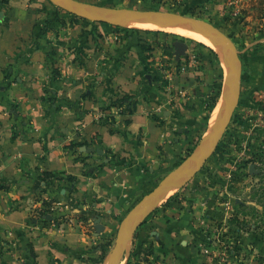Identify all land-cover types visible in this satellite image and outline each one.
I'll return each instance as SVG.
<instances>
[{
	"label": "crops",
	"instance_id": "0c3cea01",
	"mask_svg": "<svg viewBox=\"0 0 264 264\" xmlns=\"http://www.w3.org/2000/svg\"><path fill=\"white\" fill-rule=\"evenodd\" d=\"M49 1L0 2V264H87L208 122L214 74L187 48L159 31L83 20ZM257 1L247 0L243 22L220 13L237 44L264 40ZM125 95L135 100L132 114L117 113L118 103L105 108ZM71 141L103 153L83 158L80 147H66ZM107 152L132 162L113 164ZM43 171L75 181L45 184ZM197 191L156 203L118 264H221L199 251V219L228 227L234 205Z\"/></svg>",
	"mask_w": 264,
	"mask_h": 264
},
{
	"label": "rangeland",
	"instance_id": "374dc122",
	"mask_svg": "<svg viewBox=\"0 0 264 264\" xmlns=\"http://www.w3.org/2000/svg\"><path fill=\"white\" fill-rule=\"evenodd\" d=\"M76 1L117 8L177 12L212 23L233 43L241 60V75L239 97L231 118L214 151L198 171L197 182L188 180L181 190H172L157 203L164 201L171 193L185 192L191 186H196L199 191L197 192L201 196L210 195L213 197V201L228 200L231 205H234L235 210L229 218H237L235 224H229L228 228L222 226L218 220L215 223L210 222L208 230L201 234V242H209L212 245L213 252L209 258L218 260L221 264H264V40L253 47H247V44L245 45L241 41V43H236L235 36H232L226 26L219 22L225 0H223L221 8L219 6L215 8L214 4H217L215 0ZM214 8L215 12H213ZM245 8L247 9V6ZM256 9L258 13L263 11L264 0L257 1ZM261 18L262 21L259 23L264 24V17ZM113 25L122 27V29L134 28L120 24ZM147 31H159L163 35L165 34L168 40L181 42L189 53L195 55L193 58L196 59V66L199 67L202 64L206 71L210 68V72L212 71L214 74L215 83L217 81L216 87L220 90L214 103L215 107L221 97L224 84L223 67L220 65L216 52L212 49L214 54L208 48L200 46L199 41L177 33L164 30ZM257 36L264 38V29L257 31ZM217 58L219 62L216 60ZM219 67L222 68L221 77H217V74L220 73ZM214 107L208 110V122L203 123L200 129L190 135L192 140L187 144V147L192 146L190 152L183 153L182 158L180 156L173 164L166 166L158 180L167 173V170H172L197 151L201 144L210 140L213 131L212 125L216 119L212 116ZM237 225H241L239 231L235 230ZM114 239H110L111 245L114 243ZM111 245L108 247L105 258L108 257ZM105 258L99 259L96 256H91L88 257L87 264H107Z\"/></svg>",
	"mask_w": 264,
	"mask_h": 264
},
{
	"label": "water",
	"instance_id": "95a60500",
	"mask_svg": "<svg viewBox=\"0 0 264 264\" xmlns=\"http://www.w3.org/2000/svg\"><path fill=\"white\" fill-rule=\"evenodd\" d=\"M50 1L55 6L65 10L67 13L83 19H95L100 17L101 19L98 20L123 26H130V24L140 23L142 21H166L181 26L199 28L225 52L224 63L229 70L228 81L223 95L221 110L212 125L213 131L210 140L201 144L197 151L164 175L157 185L143 196L142 199L131 209L124 223L117 232L108 257L105 258L107 264H118L121 255L126 248L127 242L132 237L137 227L144 221L145 217L156 206L159 196L167 190L182 187L194 173L201 169L206 159L214 151L237 104L240 91L241 60L230 39L217 26L201 19L189 17L173 11L117 8L82 3L74 0ZM107 19H114L118 23L110 22ZM178 44L183 45L181 42H178ZM223 85L220 95L223 93ZM79 151L89 155L92 153L102 155L103 153L101 149L92 146H82ZM62 192L64 191L62 190ZM48 218L51 217L48 216ZM94 223L96 232H101L103 230V225L100 223L99 216L95 217Z\"/></svg>",
	"mask_w": 264,
	"mask_h": 264
},
{
	"label": "trees",
	"instance_id": "16d2710c",
	"mask_svg": "<svg viewBox=\"0 0 264 264\" xmlns=\"http://www.w3.org/2000/svg\"><path fill=\"white\" fill-rule=\"evenodd\" d=\"M6 0H0V2H5ZM84 20V19H83ZM134 30H138L137 28H132ZM200 46H203L205 48H208L211 52H213L215 54V52L210 49L208 46L204 45L203 43H200ZM218 61V58L216 59ZM219 62V61H218ZM219 71L220 73L217 74V77H221V73H222V68L219 67ZM59 73H58V70L56 68H51V79L55 78L56 76H58ZM218 79V78H217ZM217 83V81H216ZM216 83L214 82V89L213 91L211 92V94L209 95L207 101H206V104H205V108L206 110H210L212 107H214V103L216 102V99L219 95V88L216 87ZM133 97L131 95H125L123 96L122 98L118 99L117 102H110L109 105H107V107L105 108H111L114 104L118 103V109H117V113H124L126 112L127 114H132L133 112V108H134V105H135V100H131ZM125 100H127V104H126V109L124 108H121L120 106L122 105V102H124ZM121 104V105H120ZM106 119L107 120H110L111 122H113V115H107L106 116ZM84 145H88L87 142L83 141V142H74V141H71L69 144L66 145L67 148H71L73 149L74 151H77L79 149V147L81 146H84ZM192 147V146H191ZM190 146L186 149L185 153H189L190 152ZM194 149V148H193ZM78 155H81L83 156V158L89 156L87 155L86 153H83V152H78ZM107 158L108 160L113 163V164H126L127 162H132V159H128L126 160L125 158H117L114 153H108L107 152ZM184 156V155H182ZM181 156V158H182ZM41 177H42V180L45 184L49 183V182H61V181H64L66 183H69V184H72V182L75 181V177L73 175H61V174H56V173H53V172H50V171H43L41 172ZM183 188V187H182ZM177 194L173 195L172 197L170 198H173V197H176ZM182 199H179L178 202H181ZM46 215V213H41V216L42 218H44ZM62 216V215H60ZM237 220V218H229L228 220V223L229 224H235V221ZM235 227V226H234ZM240 227L241 225H237V228L236 230L239 231L240 230ZM1 245H0V248L2 247L4 241H1ZM111 245V242L109 241L108 243H101L100 244V254L97 256L99 259H104L105 255H106V252L108 250V247ZM158 259H155V262H157Z\"/></svg>",
	"mask_w": 264,
	"mask_h": 264
},
{
	"label": "bare ground",
	"instance_id": "6f19581e",
	"mask_svg": "<svg viewBox=\"0 0 264 264\" xmlns=\"http://www.w3.org/2000/svg\"><path fill=\"white\" fill-rule=\"evenodd\" d=\"M107 20H109L110 22H113V23H118L114 19H107ZM130 26L137 28V29H141V30L170 31V32L177 33V34H180V35L185 36V37H189V38L194 39L196 41H199L201 43H204L207 46L214 49V51L216 52V54L219 58L220 65L223 67V75H224L223 93H222L221 97H219L220 99L212 111V116L215 119L217 117V115L219 114L221 107H222L223 95H224V92L226 90L225 87L227 84L228 71H229L228 67L224 63L225 52L223 51V49H221L216 43H214V41H212V39L203 30H201L199 28H195V27L181 26L179 24H174V23H170V22H166V21H142L140 23L130 24ZM170 190L172 191L173 189H170ZM170 190H167V192L163 193L160 197L164 196L165 194L170 193L171 192Z\"/></svg>",
	"mask_w": 264,
	"mask_h": 264
},
{
	"label": "built area",
	"instance_id": "2783aa9c",
	"mask_svg": "<svg viewBox=\"0 0 264 264\" xmlns=\"http://www.w3.org/2000/svg\"><path fill=\"white\" fill-rule=\"evenodd\" d=\"M247 6V0H225V6L223 14L225 17L233 21L242 22L245 19V7ZM193 61L191 64H194ZM210 222L204 218L199 219V225L202 226L204 232L208 230ZM199 251L205 256H210L213 252L212 245L209 242H199Z\"/></svg>",
	"mask_w": 264,
	"mask_h": 264
}]
</instances>
